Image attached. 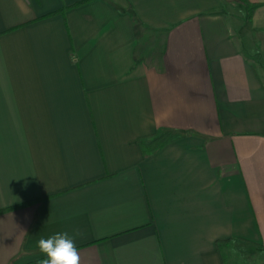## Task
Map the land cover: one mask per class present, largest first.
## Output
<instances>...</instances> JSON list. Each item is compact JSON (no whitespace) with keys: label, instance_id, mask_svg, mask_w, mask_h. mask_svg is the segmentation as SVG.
<instances>
[{"label":"crops","instance_id":"obj_1","mask_svg":"<svg viewBox=\"0 0 264 264\" xmlns=\"http://www.w3.org/2000/svg\"><path fill=\"white\" fill-rule=\"evenodd\" d=\"M76 230L81 264H264V0H0V264Z\"/></svg>","mask_w":264,"mask_h":264},{"label":"clouds","instance_id":"obj_2","mask_svg":"<svg viewBox=\"0 0 264 264\" xmlns=\"http://www.w3.org/2000/svg\"><path fill=\"white\" fill-rule=\"evenodd\" d=\"M80 235L76 230L72 234L64 231L40 238L37 248L44 258L38 260L37 264H81L76 245V239Z\"/></svg>","mask_w":264,"mask_h":264},{"label":"trees","instance_id":"obj_3","mask_svg":"<svg viewBox=\"0 0 264 264\" xmlns=\"http://www.w3.org/2000/svg\"><path fill=\"white\" fill-rule=\"evenodd\" d=\"M250 8H252V6ZM60 11H62V9ZM49 15H52V14H49ZM168 138H169V134L167 132H162L160 134H157V136H155L153 139H151L148 142H143V143L141 142V149H142L143 154L148 155L152 153L153 151L159 149L161 146H163L166 143ZM217 246L219 248L220 259H221L222 264H227L228 258L226 255H224L221 249L223 246V242L221 241L217 242Z\"/></svg>","mask_w":264,"mask_h":264}]
</instances>
